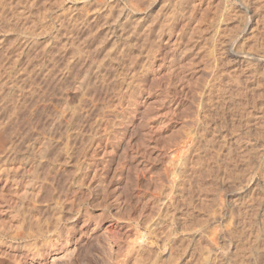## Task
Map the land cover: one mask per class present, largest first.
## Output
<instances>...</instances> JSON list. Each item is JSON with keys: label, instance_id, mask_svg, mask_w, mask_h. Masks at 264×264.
Here are the masks:
<instances>
[{"label": "rangeland", "instance_id": "374dc122", "mask_svg": "<svg viewBox=\"0 0 264 264\" xmlns=\"http://www.w3.org/2000/svg\"><path fill=\"white\" fill-rule=\"evenodd\" d=\"M0 13L2 264H264V0Z\"/></svg>", "mask_w": 264, "mask_h": 264}, {"label": "bare ground", "instance_id": "6f19581e", "mask_svg": "<svg viewBox=\"0 0 264 264\" xmlns=\"http://www.w3.org/2000/svg\"><path fill=\"white\" fill-rule=\"evenodd\" d=\"M90 1V0H89ZM129 1V0H128ZM141 1V0H140ZM32 2V1H31ZM92 2V1H91ZM130 2L132 3V5L133 6H137L138 5V2H139V0H130ZM140 4V3H139ZM2 5V4H1ZM22 5V4H21ZM121 5V4H120ZM24 7V6H23ZM26 9V8H25ZM86 9V8H85ZM98 9V8H97ZM96 9V10H97ZM100 9V8H99ZM8 10V9H7ZM20 11H22V10H20ZM86 11V10H85ZM23 12V11H22ZM130 12V11H129ZM129 12L127 13V10L126 9H124V7H121L120 8V15H122L121 17H123V16H127L128 14H129ZM1 14V13H0ZM69 14V13H68ZM100 14V13H99ZM107 14V13H106ZM4 14H2V16H3ZM77 16V15H76ZM82 16V15H81ZM97 18V15L95 16V19ZM2 21V20H1ZM6 21V20H5ZM27 21H28V19H27ZM4 22V21H3ZM8 22V21H7ZM84 22V21H83ZM1 23V22H0ZM5 24V23H4ZM62 25H63V22H62ZM45 26V25H44ZM64 26V25H63ZM83 26V25H82ZM31 27V26H30ZM24 28V27H23ZM34 28V27H33ZM62 28V27H61ZM17 29V28H16ZM81 29V28H80ZM26 30V29H25ZM77 31V30H76ZM25 32V31H24ZM30 33V32H29ZM95 35V34H94ZM32 36V35H31ZM52 37V36H51ZM23 38V37H22ZM24 40V39H23ZM29 40V39H28ZM57 40V39H56ZM22 41V40H21ZM24 43H25V46H23V47H25V48H23L20 52L21 53H23L24 52V49L26 50V48L27 47H29V43H28V41H27V38L23 41ZM85 42V41H84ZM33 46V45H32ZM16 47V46H15ZM86 52V51H85ZM21 53H19V55L21 54ZM16 55V54H15ZM90 57V56H89ZM1 60V59H0ZM16 60V59H15ZM14 60V61H15ZM44 61V60H43ZM12 62V61H11ZM29 62V61H28ZM17 63V62H16ZM1 64V63H0ZM15 64V62L13 63V65ZM38 64V63H37ZM48 64V63H47ZM12 65V66H13ZM17 65V64H16ZM26 66V65H25ZM19 67V66H18ZM43 67V66H42ZM48 67V66H47ZM2 68V67H1ZM15 68H17V67H15ZM9 69V68H8ZM26 69V68H25ZM35 69V68H34ZM47 69V68H46ZM2 70V69H1ZM27 70V69H26ZM54 70V69H53ZM8 71V70H7ZM31 71V70H30ZM51 71V70H50ZM15 72V71H14ZM28 72V71H27ZM23 73V72H22ZM52 73V72H51ZM67 72H65V73H63L62 74V78H65L66 77V74ZM14 75H15V73H14ZM13 75V76H14ZM20 75V74H19ZM27 76H25V77H23V80L22 81H26L27 79H29L28 77V73L26 74ZM49 75V74H48ZM12 76V77H13ZM66 79V78H65ZM87 81V80H86ZM25 87V86H24ZM13 88H15L14 86H13ZM16 89H17V85H16ZM18 90H19V88H18ZM21 91V90H20ZM18 95V94H17ZM16 114V113H15ZM46 224H48V223H46ZM54 224V223H53ZM38 227V226H37ZM57 229V226L54 224V226L51 228L50 227V225H46V227L44 228V227H42V226H39V228H38V230H37V232L33 235V236H45V235H48L49 233H51V232H53V231H55ZM18 236V235H17ZM20 237V236H19ZM24 237V236H23ZM0 263L2 264V263H4V260L3 259H1L0 258Z\"/></svg>", "mask_w": 264, "mask_h": 264}]
</instances>
